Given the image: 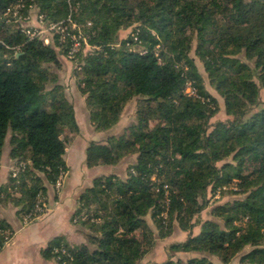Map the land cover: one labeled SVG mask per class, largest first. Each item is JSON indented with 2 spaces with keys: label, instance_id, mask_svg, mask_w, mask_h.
<instances>
[{
  "label": "trees",
  "instance_id": "obj_1",
  "mask_svg": "<svg viewBox=\"0 0 264 264\" xmlns=\"http://www.w3.org/2000/svg\"><path fill=\"white\" fill-rule=\"evenodd\" d=\"M34 12L43 25L64 27V40L26 36L21 21ZM77 32L94 48L82 43L69 61ZM193 41L222 107L190 56ZM59 57L79 65L75 90L94 131L107 133L89 143L86 167L129 162L123 177H96L79 195L72 222L85 243L55 237L42 258L139 264L178 230L186 239L156 264H264V0H0V158L8 140L13 167L24 165L0 196L22 223L40 219L47 186L66 175V147L79 132ZM130 103L131 121L112 133ZM220 109L226 119L211 124ZM222 188L242 197L194 220L208 189L213 198ZM10 238L0 220V250Z\"/></svg>",
  "mask_w": 264,
  "mask_h": 264
},
{
  "label": "crops",
  "instance_id": "obj_2",
  "mask_svg": "<svg viewBox=\"0 0 264 264\" xmlns=\"http://www.w3.org/2000/svg\"><path fill=\"white\" fill-rule=\"evenodd\" d=\"M71 78L73 80V77ZM83 108L85 111L83 124H86L87 128L82 130L74 108L79 132L70 139L66 147L64 161L68 171L60 188L56 190L54 187L47 186V212L44 216L30 223H22L17 215L18 209L0 196V220L5 221L12 230V238L0 250V264H55L53 260H45L41 256L42 250L55 237H63L71 245L84 244L85 238L72 222L79 195L91 186L96 177L107 174H118L123 177L129 160L121 162L116 167L92 169L86 167L85 151L89 143L103 140L107 133L94 131L88 121L85 107L83 106ZM121 118L117 126L120 125ZM117 126L111 130L112 133H115ZM9 149L8 140H6L0 158V191L7 185L8 176L14 164V161L9 157ZM178 232L182 234V238H184L182 241H184L186 233ZM195 232L194 229L193 233ZM161 241L156 240L153 249L145 255L139 264H156L167 260L166 249L163 250L162 246H159Z\"/></svg>",
  "mask_w": 264,
  "mask_h": 264
},
{
  "label": "rangeland",
  "instance_id": "obj_3",
  "mask_svg": "<svg viewBox=\"0 0 264 264\" xmlns=\"http://www.w3.org/2000/svg\"><path fill=\"white\" fill-rule=\"evenodd\" d=\"M35 13L36 12H34L30 17L31 19L28 23L29 27H32V29H35L37 31L40 39H43L46 37L47 38L53 37L54 33L48 29L47 25H43L42 23L40 24L35 20L36 19ZM12 25H14V24H12ZM51 25H53V24H51ZM132 29H133V27H130L128 29L120 31L119 32V38L125 39L129 35V33L132 31ZM195 45H196V42L193 41L190 56L194 59V62L198 68V71L200 72V74L202 76L203 84H204L206 91L208 93H210V95L215 97L219 103V106L222 107L221 98L218 97V95L215 93V91L209 85V82L207 80L205 73L203 72L201 64L199 63V61L194 56ZM59 59L62 63L61 70L58 71L59 80H60L59 82L64 86L65 91H66L67 96H68V99L71 101V103L73 104V106L76 110L77 119L81 125L82 130H85L87 128V126H86V124H83V119L85 118L84 117L85 111L83 108L84 105H83V101H82L83 98L81 96H79V94L76 92L74 84H73L74 81L71 78L73 75V65L66 58L59 57ZM260 102L264 104V91L263 90H260ZM133 111H134V103H130L125 108V110L122 114L121 123L119 126H117L115 133L119 134L121 132V130L129 124V122L131 121V118H132ZM225 119H226V116L224 115V113L220 109V111L210 120V123L213 124L217 121H224ZM89 130H90V128H89ZM234 187H235L234 185L230 186V188H234ZM227 191L228 190H226V192ZM241 197H242L241 195H233V194L227 192L226 194L220 195V197L218 199H215L214 197L210 198L209 189H208V192L205 196V201H207V206L194 220L202 221V220L206 219L209 216V212H211V209L216 204H223V203L231 202V201H233L235 199H239ZM148 223L151 225L149 220H148ZM197 228H198V225L195 226V228H194L195 231H197L196 230ZM10 239L7 240V243L10 241ZM183 239L184 238H182V234L179 233L178 231H175L169 238L162 240L160 242L159 246H162V248L164 250L169 245H171L173 243L180 242ZM180 257L183 260L186 259V256H184V255H182ZM213 262L219 263L217 259L213 260ZM232 264H238V259L235 260Z\"/></svg>",
  "mask_w": 264,
  "mask_h": 264
},
{
  "label": "built area",
  "instance_id": "obj_4",
  "mask_svg": "<svg viewBox=\"0 0 264 264\" xmlns=\"http://www.w3.org/2000/svg\"><path fill=\"white\" fill-rule=\"evenodd\" d=\"M31 18H27L25 19L24 21H21V28L22 30L24 31L25 35L30 37V38H39V34L37 33V31L35 29H32V27H29L28 23L30 21ZM38 23H42V18L41 17H36L35 19ZM48 29L50 31H52L54 34H59L60 35V39L63 41L65 36H67L65 34L66 32V29L60 25H48L47 26ZM72 29H75V25H72ZM40 39V38H39ZM43 40V42L45 44L48 43V38H43L41 39ZM70 41H71V47L69 49V51L67 52V59L69 61H73L75 59V55L80 52L81 50V53H82V47H81V44L83 43L84 45V48L86 49H93L94 47H91L89 48L87 45H86V42L82 36V34L80 32H77V34H72L70 36ZM73 69L74 68H79V65L75 62H73ZM188 91L190 93H192L190 91V89H188ZM24 167V165L21 163H19L17 166L15 165L12 170L10 171L11 172V176L15 177V175L18 173V171H20V169H22ZM63 178L59 179L56 184H55V189L58 190L61 186V182H62ZM235 189V188H234ZM222 190H226V188H222ZM220 196V189L215 193L214 195V198L215 199H218ZM38 212L42 213L40 218L46 213L47 211V207L46 205L43 203L40 207H38ZM24 222H26V218L23 219Z\"/></svg>",
  "mask_w": 264,
  "mask_h": 264
},
{
  "label": "water",
  "instance_id": "obj_5",
  "mask_svg": "<svg viewBox=\"0 0 264 264\" xmlns=\"http://www.w3.org/2000/svg\"><path fill=\"white\" fill-rule=\"evenodd\" d=\"M19 54H16V57L18 56Z\"/></svg>",
  "mask_w": 264,
  "mask_h": 264
}]
</instances>
